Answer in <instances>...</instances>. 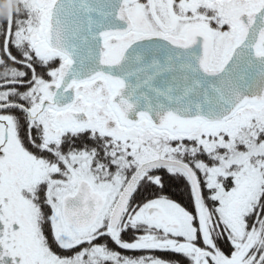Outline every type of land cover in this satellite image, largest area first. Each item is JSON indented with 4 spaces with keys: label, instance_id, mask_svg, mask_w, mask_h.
<instances>
[{
    "label": "snow or ice",
    "instance_id": "1",
    "mask_svg": "<svg viewBox=\"0 0 264 264\" xmlns=\"http://www.w3.org/2000/svg\"><path fill=\"white\" fill-rule=\"evenodd\" d=\"M0 66V264H264V0H16Z\"/></svg>",
    "mask_w": 264,
    "mask_h": 264
},
{
    "label": "trees",
    "instance_id": "2",
    "mask_svg": "<svg viewBox=\"0 0 264 264\" xmlns=\"http://www.w3.org/2000/svg\"><path fill=\"white\" fill-rule=\"evenodd\" d=\"M163 179H164L165 187L162 190V192L161 190L157 188H153L150 192H143L142 197L153 198L157 194H164L170 197L171 199H173L174 201L180 203L182 206L188 207L189 186L187 182L182 178H172L170 176L163 177ZM140 198L141 197H138L137 201H139ZM189 210L191 209L189 208ZM133 235L134 233L129 231L123 235V239L125 241H131L133 238ZM100 242L101 241H97V243H100ZM217 243H218V246L221 248V250L225 252V254L230 255L233 249L231 248L230 244L228 243L226 239L222 237L217 241ZM109 247L116 251L122 252V254L126 256L138 257L141 255H153V256L161 257L166 260L180 261V264H190L189 260H187L185 257L179 254L165 253V252H148V251H143V252L124 251V250L117 248L114 244H111V243H109ZM53 249L57 252H61V250L58 248L54 247Z\"/></svg>",
    "mask_w": 264,
    "mask_h": 264
},
{
    "label": "flooded vegetation",
    "instance_id": "3",
    "mask_svg": "<svg viewBox=\"0 0 264 264\" xmlns=\"http://www.w3.org/2000/svg\"><path fill=\"white\" fill-rule=\"evenodd\" d=\"M4 23H6V21H4ZM13 51H14V54H15V50H13ZM6 64H8L9 67H16V65H11L10 62H8V61H6ZM4 70H5L4 67L0 66V72H3ZM36 71H37V73H40V74L43 73V69L40 68L39 66H36ZM82 143H89V146H91L90 142L87 141L86 134L80 140L76 141L77 146H80ZM201 159H204L207 162V157H201ZM159 174L162 177L168 176L165 172H160ZM198 175H200L202 177L201 173H198ZM225 183H226V187H230L231 186V182L230 181H226Z\"/></svg>",
    "mask_w": 264,
    "mask_h": 264
},
{
    "label": "clouds",
    "instance_id": "4",
    "mask_svg": "<svg viewBox=\"0 0 264 264\" xmlns=\"http://www.w3.org/2000/svg\"><path fill=\"white\" fill-rule=\"evenodd\" d=\"M16 4V0H0V19L8 18Z\"/></svg>",
    "mask_w": 264,
    "mask_h": 264
},
{
    "label": "rangeland",
    "instance_id": "5",
    "mask_svg": "<svg viewBox=\"0 0 264 264\" xmlns=\"http://www.w3.org/2000/svg\"><path fill=\"white\" fill-rule=\"evenodd\" d=\"M187 143V142H186ZM241 150H243L242 148H241ZM158 195H161V194H157V195H155V196H158ZM164 195V194H163ZM154 196V197H155ZM170 198V197H169ZM171 199V198H170ZM81 247H83V246H81ZM54 250V249H53ZM81 250V248L80 247H78V248H76L75 250H73L72 251V253H67V252H57V251H55L57 254H60V255H62V256H67V255H72L74 252H78V251H80ZM227 255V254H226Z\"/></svg>",
    "mask_w": 264,
    "mask_h": 264
}]
</instances>
